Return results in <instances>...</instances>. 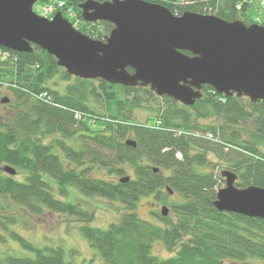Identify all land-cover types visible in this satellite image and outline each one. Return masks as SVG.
I'll use <instances>...</instances> for the list:
<instances>
[{
	"label": "trees",
	"instance_id": "obj_1",
	"mask_svg": "<svg viewBox=\"0 0 264 264\" xmlns=\"http://www.w3.org/2000/svg\"><path fill=\"white\" fill-rule=\"evenodd\" d=\"M57 1L62 13L74 11L77 22L71 23L81 33L103 40L112 29L108 22L83 20L78 6L85 0ZM144 1L178 16L190 11L252 23L246 15L250 0ZM33 49L18 53L0 47V101L13 104L12 115L0 124V225L30 252L1 253L0 264H71L61 246H35L11 229L21 215L43 210L74 217L103 264H264V220L216 210L225 180L211 158L236 174L235 186L264 188V101L227 97L203 85L202 97L184 106L148 87L72 77L54 57ZM54 78L73 81L60 91L52 87ZM33 93H46L53 103L36 100ZM137 108L152 113L147 123L132 120ZM240 121L252 123L246 139L237 130ZM127 139L135 147L126 145ZM3 165L14 167L16 176L5 174ZM124 166L132 174L121 183ZM73 190L87 199L116 201L129 212L105 228L93 226L87 201L70 199ZM169 190L183 199L171 206L173 220L160 217L165 223L160 226L138 217L139 197L153 195L164 203ZM155 243L170 256L155 255Z\"/></svg>",
	"mask_w": 264,
	"mask_h": 264
},
{
	"label": "water",
	"instance_id": "obj_2",
	"mask_svg": "<svg viewBox=\"0 0 264 264\" xmlns=\"http://www.w3.org/2000/svg\"><path fill=\"white\" fill-rule=\"evenodd\" d=\"M38 1L44 0H0V47L31 53L36 46L71 76L148 87L184 106L202 97L203 85L227 97L264 101L263 25L190 11L177 16L144 0H85L78 6L85 22L112 25L105 39L97 40L76 30L61 12L51 19L37 15ZM125 144L136 145L132 139ZM2 170L16 175L10 165ZM220 175L225 185L216 193V210L264 220V188L235 186L230 170ZM160 212L165 217L168 209L162 206Z\"/></svg>",
	"mask_w": 264,
	"mask_h": 264
},
{
	"label": "rangeland",
	"instance_id": "obj_3",
	"mask_svg": "<svg viewBox=\"0 0 264 264\" xmlns=\"http://www.w3.org/2000/svg\"><path fill=\"white\" fill-rule=\"evenodd\" d=\"M43 4L44 1H38L33 7V10L39 15H42L41 8ZM72 13L74 15L72 21L77 22L73 10ZM246 15L250 22L264 25V0H250V7L247 10ZM53 81L57 82V86L55 85L52 87L56 90L63 91L62 89L65 85L71 83L73 80L60 81L57 78H54ZM9 104L10 102L5 104L0 103V124L5 122L7 118L12 115L13 104ZM152 104L155 105V103ZM148 117H152V113L144 108L133 110L132 120L134 122L140 124L147 123L146 121ZM215 122L216 120L202 121L204 124H215ZM218 123L223 124V119L218 120ZM236 126L237 130L241 129L243 139H246L247 136L250 135V131L253 132L254 130L250 121H240ZM211 158L214 159L213 162L220 168V171L230 170L225 168L227 166L226 163L218 161L215 157L211 156ZM131 174V169L124 166V174L120 177L131 176ZM120 177L116 176L113 180L116 181ZM224 185H222V187H224ZM74 190L71 192L70 199L87 201V204H85L84 207L89 211V214L92 215L91 223L93 226L105 228L110 223L116 222L122 214L129 212L124 205L116 201H110L98 197L87 199L81 194L75 193L76 190ZM164 198L165 202L163 203L162 200L155 198L153 195L141 196L135 203L134 211L140 219L164 226L165 223L160 220V217H162L160 212L161 207L165 206L168 209L166 217L173 220L174 215L171 211V206L183 201L182 197L172 190H169ZM70 199L68 201H70ZM18 220V223L14 224L11 229L17 232L20 236L26 238L35 246H61L65 250L66 260L71 264H103L99 257L95 255L96 251L89 246L87 241L81 235L78 229L80 223L77 222L74 217L49 210H43L40 214L25 213L21 215ZM4 252H8L14 256H24L29 255L30 253L21 248L19 244L10 237L9 232L0 225V254ZM153 253L159 257H168L171 254L158 243L154 244Z\"/></svg>",
	"mask_w": 264,
	"mask_h": 264
},
{
	"label": "built area",
	"instance_id": "obj_4",
	"mask_svg": "<svg viewBox=\"0 0 264 264\" xmlns=\"http://www.w3.org/2000/svg\"><path fill=\"white\" fill-rule=\"evenodd\" d=\"M60 6H62V3H58L57 5L48 4V5H46V6L43 7L42 12L45 15H49V14H51L54 11V9L56 7H60ZM32 96H33L34 99L41 100L44 103H48V104H52L53 103L51 97L48 94H46V93H39V94L38 93H33ZM75 118H77V119L80 118V115H78V113H76L75 114ZM206 138H211V135L210 134H207L206 135Z\"/></svg>",
	"mask_w": 264,
	"mask_h": 264
}]
</instances>
